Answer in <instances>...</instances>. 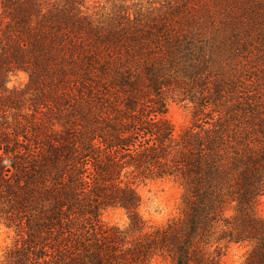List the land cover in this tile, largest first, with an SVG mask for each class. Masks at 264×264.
<instances>
[{"label":"trees","instance_id":"trees-1","mask_svg":"<svg viewBox=\"0 0 264 264\" xmlns=\"http://www.w3.org/2000/svg\"><path fill=\"white\" fill-rule=\"evenodd\" d=\"M88 1L0 0L3 264H221L224 241L264 264V0ZM173 99L194 105L178 136ZM155 180L183 190L162 226L140 213Z\"/></svg>","mask_w":264,"mask_h":264},{"label":"rangeland","instance_id":"rangeland-1","mask_svg":"<svg viewBox=\"0 0 264 264\" xmlns=\"http://www.w3.org/2000/svg\"><path fill=\"white\" fill-rule=\"evenodd\" d=\"M170 0H89L90 13L113 14L118 7L125 6L129 11L143 13L149 10L165 7ZM134 13V12H133ZM29 77L24 72H19L12 77L9 88H23L28 83ZM194 105L189 102H180L177 99L169 100L167 118L173 124L175 134L178 136L193 123ZM142 198L140 213L148 225L162 226L169 220L178 217L182 211L183 190L175 182L170 180H155L147 182L139 188ZM236 213L235 206H231L227 217H233ZM258 215L264 219V196L261 197L257 208ZM104 220L110 224L119 226L128 225V217L125 211L109 210L104 215ZM14 234L0 224V264H3L4 254L13 243ZM223 256L221 264H243L252 250L249 243H234L224 241L221 244ZM154 264H169L158 259Z\"/></svg>","mask_w":264,"mask_h":264}]
</instances>
